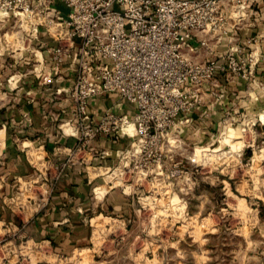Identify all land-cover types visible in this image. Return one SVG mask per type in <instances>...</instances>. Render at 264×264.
Masks as SVG:
<instances>
[{
  "label": "built area",
  "instance_id": "built-area-1",
  "mask_svg": "<svg viewBox=\"0 0 264 264\" xmlns=\"http://www.w3.org/2000/svg\"><path fill=\"white\" fill-rule=\"evenodd\" d=\"M4 28L0 57L29 59L28 74L43 86L69 83L55 89L69 103L59 125L79 149L102 134L130 140L108 170L122 167L114 188L126 195L130 176L191 185L192 168L207 162L211 146H192L182 130L221 77L264 91V0H0ZM104 95L118 100L96 121L90 106ZM224 121L234 126L230 116ZM19 188L10 204L20 202ZM39 194L43 205L48 188ZM1 226L13 236L19 231Z\"/></svg>",
  "mask_w": 264,
  "mask_h": 264
},
{
  "label": "rangeland",
  "instance_id": "rangeland-1",
  "mask_svg": "<svg viewBox=\"0 0 264 264\" xmlns=\"http://www.w3.org/2000/svg\"><path fill=\"white\" fill-rule=\"evenodd\" d=\"M6 29L0 31L4 46ZM236 128L238 150L224 141ZM217 138L207 162L192 168L190 186L184 178L169 184L164 177H128L127 211L92 214L88 240L67 252L20 231L13 236L0 223V264H264V125L254 119L228 125ZM121 168L103 170L95 190L122 182ZM20 183V202L11 205L28 220L45 189L35 184L28 192Z\"/></svg>",
  "mask_w": 264,
  "mask_h": 264
},
{
  "label": "crops",
  "instance_id": "crops-1",
  "mask_svg": "<svg viewBox=\"0 0 264 264\" xmlns=\"http://www.w3.org/2000/svg\"><path fill=\"white\" fill-rule=\"evenodd\" d=\"M29 65V59L15 62L12 57H0V130L5 134L0 151V223H12L30 240L51 244L64 253L88 240L87 221L92 214L106 209L127 211L126 194L112 188L100 196L102 186L95 188L105 175L100 171L93 177L90 169L116 166L117 152L127 148L130 140L102 134L79 149L77 138L63 133L59 125L69 103L57 97L55 89L69 83L55 80L43 86L28 74ZM259 68L258 80L264 82V66ZM220 79V86L205 92L203 104L183 127L182 135L192 146L212 145L225 130L227 116L234 126L252 119L264 125L258 119L264 115V91L256 84L249 89L243 81ZM117 100L108 95L96 98L90 116L97 121ZM103 151L110 154L102 157ZM22 180L49 191L46 202L28 220L9 202Z\"/></svg>",
  "mask_w": 264,
  "mask_h": 264
},
{
  "label": "bare ground",
  "instance_id": "bare-ground-1",
  "mask_svg": "<svg viewBox=\"0 0 264 264\" xmlns=\"http://www.w3.org/2000/svg\"><path fill=\"white\" fill-rule=\"evenodd\" d=\"M2 47H0V53L2 52ZM38 55H39V57H40V53H38ZM264 118V115H262V119ZM251 124V123H250ZM251 125H253V124H251ZM251 125H250V127H251ZM68 128V127H67ZM236 130H239L238 128H236L235 130L234 129H231V131H230V134H228L227 136H225L224 137V141L225 142H227V143H229L232 147H233V149H237V148H240V149H242V147H239V145L237 144V147L236 148H234L235 146H236V144H235V140H237V139H239V135H238V132H236ZM69 131V130H68ZM4 131L3 130H0V145H1V147H2V149H4V146H5V143H4ZM237 142V141H236ZM243 145V144H242ZM228 146V145H227ZM230 146V147H231ZM231 147V148H232ZM238 150V149H237ZM230 151V150H229ZM232 151V150H231ZM227 153L226 154H228V151H226ZM213 153V152H212ZM224 153V152H223ZM229 153H231V152H229ZM31 155L32 156H34V154H32L31 153ZM206 155V158H210L209 156L211 155L210 153H206L205 154ZM215 155V154H214ZM221 155V154H220ZM223 155V154H222ZM232 155V154H231ZM213 156V155H212ZM219 156V155H218ZM214 157V156H213ZM91 169H93V171H91L90 172V175H92L93 177L94 176H96V175H98L99 173H100V171H103V170H107V168H99V169H94V168H91ZM109 170V169H108ZM101 174H103V173H101ZM122 174V173H121ZM118 175V174H117ZM112 176H114L115 177V175H112ZM107 178V177H106ZM113 179V178H112ZM24 181V180H23ZM115 181V180H114ZM113 181V182H114ZM24 185H25V190L26 191H28V192H32L33 191V189H31V183H29V182H26V181H24ZM24 187V186H23ZM23 187H21L20 186V188H19V190H21ZM105 191H106V189H104V185H102V187H101V191H100V193L102 194V193H105ZM40 198V200H39V202H40V205L43 203V201H44V198H41V197H39ZM35 203H36V201H35Z\"/></svg>",
  "mask_w": 264,
  "mask_h": 264
}]
</instances>
